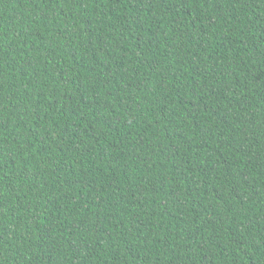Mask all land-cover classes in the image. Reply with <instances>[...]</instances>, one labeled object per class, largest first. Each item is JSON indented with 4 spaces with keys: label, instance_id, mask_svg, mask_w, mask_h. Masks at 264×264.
Returning <instances> with one entry per match:
<instances>
[{
    "label": "trees",
    "instance_id": "1",
    "mask_svg": "<svg viewBox=\"0 0 264 264\" xmlns=\"http://www.w3.org/2000/svg\"><path fill=\"white\" fill-rule=\"evenodd\" d=\"M0 264H264V0H0Z\"/></svg>",
    "mask_w": 264,
    "mask_h": 264
}]
</instances>
